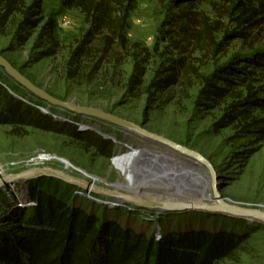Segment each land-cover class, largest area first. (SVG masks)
I'll use <instances>...</instances> for the list:
<instances>
[{
	"label": "rangeland",
	"instance_id": "374dc122",
	"mask_svg": "<svg viewBox=\"0 0 264 264\" xmlns=\"http://www.w3.org/2000/svg\"><path fill=\"white\" fill-rule=\"evenodd\" d=\"M32 1L28 0L29 3ZM38 1L41 15L56 22L54 39L44 36L41 27L33 30L24 44L14 41L12 36L0 35V52L16 68L61 100H74L77 105L103 109L202 153L216 169L223 197L239 203L264 204V132L254 131L264 130V106L241 104L249 95L247 85L253 87L252 99H262L264 103V68L250 63V59L264 54V28H259L247 39L236 37L227 40L226 36L238 28L227 16H223L222 0H189L184 7L205 12L221 23L217 40L223 46L218 52L207 47H192L185 51L177 48L178 36L170 35L176 30L175 15L179 10L174 3L136 0L128 20V48L116 56L104 57L96 78L80 84L78 79L69 77L67 63L88 28L84 13L80 9L62 7L60 0ZM183 57L185 66L177 81L171 85L162 82L172 76L173 60ZM229 66L248 73V83L243 84L240 79L227 75L224 70ZM0 72L7 75L1 68ZM134 75L138 77L139 84L132 81ZM207 78L218 88L228 89V94L213 100L215 97L210 94ZM6 79L14 86L17 95L39 104L34 95L13 79L9 76ZM229 80L237 83L229 85ZM160 83L166 86L160 88ZM234 104H238V112L248 111L238 115L236 120L224 119L227 113L233 112ZM39 105L55 118L63 117V120L56 119L55 122L61 124L64 131H73L77 125V130L107 143L104 146L106 152L97 149L93 143L78 141L64 131L58 133L26 127L16 132L13 127L0 126V178L33 167V158L52 154L74 165L72 170L79 177L83 175L81 171L97 176L102 186L122 180L111 160L121 148L125 152L130 146L140 143V138L127 134L120 127L99 121L97 123L101 124V128L97 133L95 119L90 123L68 110L49 107L48 103ZM256 123L260 128L254 127ZM50 164L63 165L58 161ZM46 180L69 187L61 181L44 177L29 179L24 184L10 182L0 190V215L14 205L15 195L11 187L22 197V205H27L31 198V186L36 183L44 185ZM83 193L73 189L72 195L77 196V203L89 210L93 205L106 206L110 217H115L124 226L157 238L161 237L164 220L173 227L195 221L202 225L208 220L207 227L218 230H243L247 224H254L208 211H149L112 200H109L110 205H105ZM255 224L256 229L251 230L253 232L234 257L218 264H264V223Z\"/></svg>",
	"mask_w": 264,
	"mask_h": 264
},
{
	"label": "trees",
	"instance_id": "16d2710c",
	"mask_svg": "<svg viewBox=\"0 0 264 264\" xmlns=\"http://www.w3.org/2000/svg\"><path fill=\"white\" fill-rule=\"evenodd\" d=\"M135 1L60 0L64 8L80 9L88 23L67 63L70 78L78 79L80 84L93 81L104 57L116 56L128 48V20ZM161 1L174 3L179 9L175 15L176 30L170 34L178 36L177 48L185 51L192 47H207L214 52L221 50L223 44L217 40L219 21H214L205 12L184 7L189 0ZM222 6L223 16L238 28L226 36L227 40L247 39L259 28H264V0H222ZM41 13L38 0L31 3L28 0H0V35L12 36L14 41L24 44L30 39L31 32L41 27L44 36L54 39L55 20L45 19ZM173 62L172 76L162 80L169 85L179 78L185 58ZM250 63L263 69L264 54L250 59ZM224 72L240 79L243 84L250 80L243 70L229 66ZM6 76L0 72V126L13 127L16 132L26 127L58 133L64 131L52 115L38 108L44 102L39 99V104L25 101L28 97L17 95ZM132 81L140 83L135 75ZM228 82L229 85L237 83ZM206 83L211 88L210 94L215 97L213 100L228 94V89L218 88L208 78ZM158 86L164 88L166 85L160 83ZM247 87L249 95L241 104L264 106L262 99H252L253 87ZM237 105H233V112L227 113L224 119L233 121L248 111L238 112ZM76 126L73 131L64 132L106 152L104 146L107 143L94 140ZM254 127L260 128L259 123ZM46 181L44 185L36 183L31 186L29 201L33 202L32 205H19L14 201V205L0 215V264H218L224 259H232L253 232L251 230L256 229L254 223L247 224L243 230H218L208 228V220L202 225L195 221L173 227L164 220L161 237L148 236L142 230L124 226L115 217H110L106 206L93 205L89 210L77 203V196L72 195L73 189L77 188ZM245 230L248 231L242 233Z\"/></svg>",
	"mask_w": 264,
	"mask_h": 264
},
{
	"label": "water",
	"instance_id": "95a60500",
	"mask_svg": "<svg viewBox=\"0 0 264 264\" xmlns=\"http://www.w3.org/2000/svg\"><path fill=\"white\" fill-rule=\"evenodd\" d=\"M0 68L4 69L11 79L34 95L35 98L48 103L49 107L68 110L75 116H82V119H86L90 123L95 119L94 124L97 133H100L99 129L101 128L99 122L114 125L126 131L127 134L130 133L132 136L140 138L141 146L146 145L152 150L162 151L164 154L194 162L199 167L188 174H182L169 168L122 162L123 169L115 166L122 171L120 173L122 180L102 186L99 184L100 179L97 176L89 175L85 171H81L82 177L75 175V171L72 170L74 167L67 166L63 158L55 155L54 158L58 162H62V166H53L49 161L46 160L45 162L40 159L29 169L1 177L0 190L10 182L24 184L29 179L44 177L56 179L75 187L80 190V193L85 192L83 194L105 205H110L109 200H112L149 211H208L245 219L250 223H264V204L239 203L221 195L216 169L213 163L202 153L103 109L81 106L77 105L74 100L64 101L55 97L25 76L1 52ZM25 101L29 102L28 99ZM38 108L44 113L51 114L46 108L41 106ZM62 118L59 116L55 119L61 120ZM97 121L99 122L97 123ZM89 128L94 130L92 127ZM122 152L121 148L120 153ZM123 156L124 154L121 155V157ZM118 157L120 156L115 155L112 158V165L113 160L119 159ZM93 195L98 197H93ZM114 205L117 204L114 203Z\"/></svg>",
	"mask_w": 264,
	"mask_h": 264
},
{
	"label": "bare ground",
	"instance_id": "6f19581e",
	"mask_svg": "<svg viewBox=\"0 0 264 264\" xmlns=\"http://www.w3.org/2000/svg\"><path fill=\"white\" fill-rule=\"evenodd\" d=\"M132 146H134V148H132ZM132 146H130L129 149H127L125 152L117 154L120 157H118L119 159L113 160V167L117 166L123 169L122 162H135V163L147 164L150 166H157L161 168H169L173 171H177L182 174H188L194 169L199 168L198 165L195 166L194 162L186 161L177 156L174 157V156H170L169 154H164L162 151L152 150L146 145L141 146L140 143H138L137 145H132ZM123 154L124 156L121 157V155ZM64 161L67 166L74 167V165H72L68 160L67 161L64 160ZM119 171L120 173H122L121 170Z\"/></svg>",
	"mask_w": 264,
	"mask_h": 264
},
{
	"label": "built area",
	"instance_id": "2783aa9c",
	"mask_svg": "<svg viewBox=\"0 0 264 264\" xmlns=\"http://www.w3.org/2000/svg\"><path fill=\"white\" fill-rule=\"evenodd\" d=\"M54 156H55V155H52V154H43V155H40V157H38V158H33L32 161L36 163V162H39L40 159H42V160H44L45 162H46V160H47V162L49 161V163H51L52 161H57V160L54 158ZM11 192H13V194L15 195V196H14L15 201H16L19 205H22V197H21V196H18V192H17L13 187H11ZM26 204H27V205H32L33 202L28 201Z\"/></svg>",
	"mask_w": 264,
	"mask_h": 264
}]
</instances>
